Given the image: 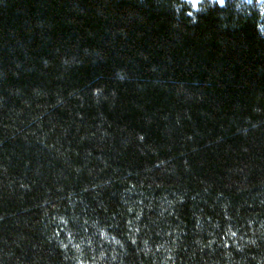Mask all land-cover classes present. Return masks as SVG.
Wrapping results in <instances>:
<instances>
[{"label": "trees", "instance_id": "1", "mask_svg": "<svg viewBox=\"0 0 264 264\" xmlns=\"http://www.w3.org/2000/svg\"><path fill=\"white\" fill-rule=\"evenodd\" d=\"M0 264H264V0H0Z\"/></svg>", "mask_w": 264, "mask_h": 264}, {"label": "rangeland", "instance_id": "2", "mask_svg": "<svg viewBox=\"0 0 264 264\" xmlns=\"http://www.w3.org/2000/svg\"><path fill=\"white\" fill-rule=\"evenodd\" d=\"M187 1H188V2H191V3L194 4V3H196L198 0H187ZM216 1H218L219 3H221L220 0H216ZM223 1H224V0H223Z\"/></svg>", "mask_w": 264, "mask_h": 264}, {"label": "snow or ice", "instance_id": "3", "mask_svg": "<svg viewBox=\"0 0 264 264\" xmlns=\"http://www.w3.org/2000/svg\"><path fill=\"white\" fill-rule=\"evenodd\" d=\"M221 3H223V0H220Z\"/></svg>", "mask_w": 264, "mask_h": 264}]
</instances>
